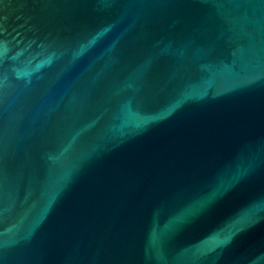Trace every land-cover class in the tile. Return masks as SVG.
Returning <instances> with one entry per match:
<instances>
[{
  "label": "water",
  "instance_id": "water-1",
  "mask_svg": "<svg viewBox=\"0 0 264 264\" xmlns=\"http://www.w3.org/2000/svg\"><path fill=\"white\" fill-rule=\"evenodd\" d=\"M0 264H264V0H0Z\"/></svg>",
  "mask_w": 264,
  "mask_h": 264
}]
</instances>
